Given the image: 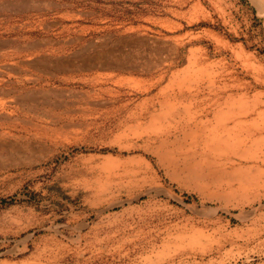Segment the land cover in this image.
Wrapping results in <instances>:
<instances>
[{"label": "rangeland", "instance_id": "1", "mask_svg": "<svg viewBox=\"0 0 264 264\" xmlns=\"http://www.w3.org/2000/svg\"><path fill=\"white\" fill-rule=\"evenodd\" d=\"M227 111L264 124V0H0V264H264Z\"/></svg>", "mask_w": 264, "mask_h": 264}, {"label": "bare ground", "instance_id": "2", "mask_svg": "<svg viewBox=\"0 0 264 264\" xmlns=\"http://www.w3.org/2000/svg\"><path fill=\"white\" fill-rule=\"evenodd\" d=\"M247 115L248 114L245 113L241 115L239 112L234 114L233 112L227 111L222 113V115L219 112H216L214 118H216V122L219 123V125L225 126V128L227 127L228 123H231L232 126L228 128L229 131L245 132L248 135H251L253 132H258L259 137H264V135L262 136L264 133V124L258 123L259 113L255 115V118H248Z\"/></svg>", "mask_w": 264, "mask_h": 264}]
</instances>
